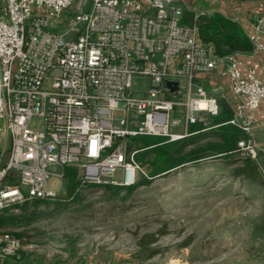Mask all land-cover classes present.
Returning a JSON list of instances; mask_svg holds the SVG:
<instances>
[{"label": "built area", "instance_id": "2783aa9c", "mask_svg": "<svg viewBox=\"0 0 264 264\" xmlns=\"http://www.w3.org/2000/svg\"><path fill=\"white\" fill-rule=\"evenodd\" d=\"M189 1L0 0V213L57 199L47 181L66 167L76 191L125 189L139 172L148 179L126 139L175 141L216 127L219 97L197 77L220 67L232 95L227 123L246 135L234 151L256 158L264 76L243 70L239 52L220 55L201 40L204 12L183 22ZM262 34L264 17L247 32L252 55L264 51ZM21 249V238L0 232V257Z\"/></svg>", "mask_w": 264, "mask_h": 264}, {"label": "rangeland", "instance_id": "374dc122", "mask_svg": "<svg viewBox=\"0 0 264 264\" xmlns=\"http://www.w3.org/2000/svg\"><path fill=\"white\" fill-rule=\"evenodd\" d=\"M207 131L203 144L216 140L213 129ZM158 137L137 135L126 142L135 149ZM260 140L264 134L254 139L255 159L240 151L199 159L149 176L131 191L87 186L70 198L68 178L50 176L47 187L58 200L7 211L15 218L0 232L21 238L22 251L42 264H264V235L254 230L264 224ZM244 158L257 162L256 179L231 174Z\"/></svg>", "mask_w": 264, "mask_h": 264}, {"label": "trees", "instance_id": "16d2710c", "mask_svg": "<svg viewBox=\"0 0 264 264\" xmlns=\"http://www.w3.org/2000/svg\"><path fill=\"white\" fill-rule=\"evenodd\" d=\"M191 17V13L185 11L183 22H190ZM199 36L204 42H212L215 45L216 52L220 55L232 52H250L252 50V44L241 27L219 14L211 16L201 15L199 17ZM219 105L220 112L213 118L214 124L217 125L212 128L214 138H216L215 141H208L203 144L202 141L209 135H207L208 131H200L175 141H167L165 137H158L157 140L144 142L135 149L128 147V150H138L135 153V158L145 163L144 165L147 164L149 176L168 173L170 170L183 166L188 162H198L197 160L199 159L218 156L223 158L230 157V154H233L237 147V142L246 135L240 128L227 123L232 116V109L226 101L220 98ZM198 129H200L198 126L191 127V131ZM237 162L240 163L233 164L234 166L230 171L232 175L247 179H256L258 177V165L256 161L244 158ZM64 176L69 180L67 196L72 198L76 195V188L78 186L76 170L66 167L64 168ZM146 182H148L146 178H141L137 184ZM105 187L118 190L120 188L114 186ZM134 187L135 185L126 187L125 189L126 191H131ZM56 200L58 198L54 200H34L31 203L21 205L20 208L26 211L28 204H34L35 206L40 203H49L48 201ZM6 212L0 213V228L15 218ZM261 219L264 221V215L261 216ZM254 230L264 235V224L259 227L254 226ZM151 236V234L147 235V237ZM152 240L149 239L147 243H151ZM4 258L0 259L1 264H42L39 263L38 259H34L33 255L26 254L22 249L19 251L18 257Z\"/></svg>", "mask_w": 264, "mask_h": 264}, {"label": "crops", "instance_id": "0c3cea01", "mask_svg": "<svg viewBox=\"0 0 264 264\" xmlns=\"http://www.w3.org/2000/svg\"><path fill=\"white\" fill-rule=\"evenodd\" d=\"M186 11L191 13L192 17L198 11H203L204 14L202 15L206 16L219 14L237 23L247 36L248 30H252V25L257 19L264 17V0H221L219 2L212 0H191L188 3V9ZM192 17L190 22L187 23L192 22ZM261 41L264 43V34L261 35ZM239 56L243 62V70L249 67H255L257 73L264 76V51L254 55L249 52H239ZM221 70L220 67L211 73L200 74L197 79L202 81L204 88L209 94L225 100L230 106L232 95L229 90L228 79L221 75ZM262 134H264V102L254 112V136ZM259 143H264V140H260Z\"/></svg>", "mask_w": 264, "mask_h": 264}, {"label": "water", "instance_id": "95a60500", "mask_svg": "<svg viewBox=\"0 0 264 264\" xmlns=\"http://www.w3.org/2000/svg\"><path fill=\"white\" fill-rule=\"evenodd\" d=\"M166 85L171 87L172 90H175V88H176V83L175 82L174 83L167 82Z\"/></svg>", "mask_w": 264, "mask_h": 264}]
</instances>
